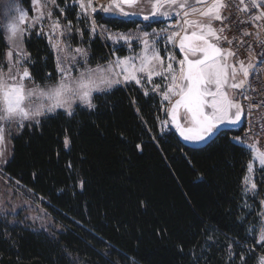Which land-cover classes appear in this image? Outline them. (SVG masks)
Masks as SVG:
<instances>
[{
	"label": "trees",
	"instance_id": "16d2710c",
	"mask_svg": "<svg viewBox=\"0 0 264 264\" xmlns=\"http://www.w3.org/2000/svg\"><path fill=\"white\" fill-rule=\"evenodd\" d=\"M123 23L130 27L113 25ZM24 44L33 81L55 82L47 37L30 30ZM89 48L94 58L107 53L97 38ZM6 49L0 29V63ZM93 104L12 136L3 170L41 200L56 228L0 215V264H257L264 181L256 169L258 195L245 190L251 154L233 140L236 125L197 144L162 132L164 103L133 83L95 94Z\"/></svg>",
	"mask_w": 264,
	"mask_h": 264
},
{
	"label": "rangeland",
	"instance_id": "374dc122",
	"mask_svg": "<svg viewBox=\"0 0 264 264\" xmlns=\"http://www.w3.org/2000/svg\"><path fill=\"white\" fill-rule=\"evenodd\" d=\"M28 1L31 11H28L23 0H0V29L3 31L7 43L3 62L0 63V70L3 71L5 78L9 75L16 76V81L22 82L26 89H34L38 86L39 89L43 90L45 93L41 95L40 92L37 91L35 95L30 97L28 107L32 109L39 108L44 114L34 117L33 119L22 121L24 126L26 124L37 123L43 116L55 113L56 111H66L65 108H55L52 112L47 111L49 107L56 103V99L50 97L47 93L59 83L61 79V72L59 70L58 78L53 83L40 85L33 81L31 75L30 78H25L23 81H20V76H22L25 70L30 74L28 65L30 57L25 48V37L30 30H37L47 37L56 55V60L57 57H59L61 66L69 70L70 75L67 82L70 85L75 87V81L77 78L81 77L82 73L84 74L86 82L88 79L92 81L90 85L93 89L91 93L92 104L95 94L109 91L117 86H126L127 84L133 83L138 85L144 93L157 94L164 103V118L160 120L161 131L168 132L169 130H173L180 135L167 111L179 97L173 96L171 98V103L164 101L162 98V93L166 90L165 86L170 83V78L165 80L160 76H154L151 84H149L145 78L141 80V84H136L132 81L127 84L121 83L119 85H114L111 88H108L104 80L113 78L114 73L121 71L120 68H116L114 64L110 65L109 62H114L117 57L135 58L142 55L144 47L142 39L145 33L148 34L147 38L150 44L159 51L160 56L163 58L164 65H167L169 62L168 58L171 56L174 57L172 61L174 67H178L177 61L183 58V53L179 49V37H175L174 42L169 41L168 37L172 36L176 31L180 32L181 37L185 34L184 31H182L185 27L183 24L184 12L182 13L180 12L182 9H178L180 8L179 4L183 3L184 0H177V4H169L166 3L165 0H159L160 7L156 9L155 15H153V5L156 3V0H135L133 4H125L121 0H91V5L89 4V0H55V3H52V0H39L38 4L34 3L33 0ZM206 1L208 0H204V2ZM257 1L264 5V0ZM214 2L215 0L206 2L209 3V5L207 7L203 5L202 8L207 10ZM81 5H83V7ZM101 6L108 7L109 11H102ZM93 7H95L96 11L92 10ZM175 8L177 10H175ZM16 9L23 10L26 14L27 22L25 25L21 26L25 28L23 36L16 41H11L8 38L9 33L7 31V25L19 15V13L15 11ZM223 10L224 8L220 10V14H222ZM41 11L44 13L43 16H40ZM124 12L128 13V15H123L122 13ZM145 16H147L148 19H144ZM106 18L109 20L112 18L115 19V21L112 24L106 23L103 21V19ZM121 20L129 22L130 27L126 28L127 24L123 23V25L116 28L114 25H117L118 21ZM57 21L59 22V27L54 28ZM214 21L215 20L212 21V27L218 30ZM69 22H71L70 27ZM156 22L159 24H155ZM203 22L207 23V20L204 18ZM93 28L95 31H93ZM61 32L63 35H61ZM125 36L130 37V41L126 42L120 39V37ZM95 38L100 39L106 45V55L102 57H92L89 42ZM209 40L214 44L218 43L220 47L221 40L217 41L215 37H209ZM76 49H83L86 55L77 52ZM224 50L228 51V49ZM9 51L13 53L11 58L7 56ZM139 63V59H135V64L137 66H139ZM227 63L229 65H234L232 56L227 57ZM9 69H11V73H9ZM229 72H231V69H229ZM236 72L235 82L238 83L240 75L243 74V69L236 68ZM232 82L233 81L230 79L229 84ZM156 84L161 85V87L159 90L153 91V87ZM235 90L236 89L229 87L227 89L229 96L234 98ZM62 99H67V97ZM77 106L87 107L81 104L78 99H74L71 111L73 112ZM180 111L182 114L183 109ZM180 122L181 124L184 123L183 120ZM236 126H238V124H236ZM0 127H3V141L0 143V215L11 217L14 222L19 220L26 224H30L33 228L38 230L48 231L55 229L56 225L53 217L42 205L41 200L35 197L31 191L27 190V188L17 181L10 180L3 170V167L12 154L11 138L22 128L18 127L15 120L10 123L0 122ZM236 138L237 137H233V140L237 142ZM205 140L191 142L197 144ZM244 142L253 144V142L249 141ZM260 149L264 150V148ZM250 162L253 163L254 167L251 172L247 169L244 186L247 193L258 195L259 185L256 183V171L260 169L258 170L260 175L259 179L264 181V169L261 170L262 168L258 161L251 160ZM251 183L256 184L255 189L251 188ZM258 198L261 203V208L259 213L260 220L255 227L257 241L259 240L260 230L264 228V194L258 196ZM262 262H264V253L259 252L257 264H262Z\"/></svg>",
	"mask_w": 264,
	"mask_h": 264
},
{
	"label": "snow or ice",
	"instance_id": "6c2138e0",
	"mask_svg": "<svg viewBox=\"0 0 264 264\" xmlns=\"http://www.w3.org/2000/svg\"><path fill=\"white\" fill-rule=\"evenodd\" d=\"M38 4L39 0H33ZM169 4H177V0H165ZM204 0H196V4L200 5ZM55 3V0H52ZM125 4H133L135 0H123ZM241 5H244V0H240ZM91 5V0H89ZM83 7V5H81ZM227 5L223 0H215L211 7L203 10L196 5H189L187 0L179 4L184 11L182 29L184 35L181 37L180 32L176 31L169 36V41L174 42L175 37H179V49L183 53V58L177 61L178 67H174L172 61L174 57H169V62L165 66L163 58L159 51L150 44L148 34H144L142 43L144 45L142 55L139 57H117L114 62L116 68H120V72L113 74V78L105 79L104 83L108 88L121 83L127 84L134 81L136 84H141L142 79H147L149 84L152 83L154 76H160L165 80L170 78V83L165 86V91L162 93L164 101L171 103L173 96L179 98L167 109L172 121L175 123L180 135L187 141L199 142L211 136L215 131H218L221 125L229 124L236 125L240 122L242 105L233 97L229 96L227 89H243L245 88L246 79L249 76V70L254 66L249 65L244 68L243 62L241 67L245 80L239 83L235 82L236 67L227 63V57L235 55L232 51H225L223 48L210 42L209 37H215L217 41L227 39L221 37L218 32H223V27L219 30L212 27V21H220L223 24L225 17L220 14V10ZM251 6L260 8L261 4L257 0H251ZM160 7L159 0L153 5V15L156 9ZM96 11L95 7L92 8ZM101 10L108 12L109 8L101 6ZM242 11H248V6L245 5ZM19 15L11 23L7 25L9 33V40L16 41L21 38L25 32V28L21 27L27 22L26 14L21 9H16ZM123 15H128L124 12ZM44 13L41 11L40 16ZM50 16V13H49ZM196 17V18H190ZM39 18V17H38ZM37 18V19H38ZM204 18H207V23H204ZM264 18V12L256 15L255 20ZM144 19H148L147 16ZM71 22H69L70 27ZM59 27V22L54 25V28ZM191 30V31H189ZM93 31L95 29L93 28ZM61 35L63 33L61 32ZM246 35H249L246 33ZM120 39L130 41V37H120ZM231 44L232 41H227ZM55 47V45H54ZM77 52L84 53L83 49H76ZM86 55V53H84ZM12 51L7 53L11 58ZM135 59H139V66L135 64ZM57 68L61 72V79L59 83L52 88L47 95L56 99V103L47 109L48 112L54 111L55 108H65L69 115L72 114L71 107L74 99H78L81 104L86 105L89 109L95 107L92 104V81L85 80L84 74L77 78L75 87L70 85L67 80L70 75L69 70L61 66L59 57H57ZM231 69V72H229ZM11 73V69H9ZM122 77V79H121ZM25 78H30V74L25 70L20 76V81ZM233 82L229 84V80ZM11 81V82H10ZM161 85L156 84L153 91L159 90ZM250 87V85H249ZM246 90V89H245ZM39 91L44 95V91L37 86L34 89H26L22 82L16 81V76L9 75L4 77L3 71L0 70V122L10 123L16 121L18 127L23 128L22 121L33 119L34 117L43 115L39 108H29L30 97ZM254 91V89H253ZM148 93L145 92V95ZM67 97V99H62ZM249 99L247 95L243 97ZM181 109L183 113L181 114ZM181 120L184 121L181 124ZM39 121H37L38 123ZM237 143L241 144L251 154V160L258 161L262 169H264V150H261L258 144H247L240 138H236ZM3 141V127H0V143ZM67 139L65 143L67 144ZM253 163L248 164L249 172L253 171ZM247 182V180H246ZM251 188L255 189L256 184L251 183ZM258 244L264 245V228L260 230ZM243 258V257H242ZM264 264V262H262Z\"/></svg>",
	"mask_w": 264,
	"mask_h": 264
},
{
	"label": "built area",
	"instance_id": "2783aa9c",
	"mask_svg": "<svg viewBox=\"0 0 264 264\" xmlns=\"http://www.w3.org/2000/svg\"><path fill=\"white\" fill-rule=\"evenodd\" d=\"M224 3L227 6L221 14L225 17L223 24L214 21L218 30L224 29L219 35L227 38L221 39L220 47L235 53L232 61L236 68H242L241 62L244 68L254 66L249 70L247 79L243 74L240 75L238 83L246 79L245 88L235 90L234 98L243 110L241 122L236 127L238 134L234 137L264 148V18L258 21L254 19L264 12V5L257 1L261 7L254 8L251 0H244V5H241L240 0H225ZM245 5L248 11L241 10ZM229 40L231 44L227 42ZM245 95L250 98L244 99Z\"/></svg>",
	"mask_w": 264,
	"mask_h": 264
},
{
	"label": "crops",
	"instance_id": "0c3cea01",
	"mask_svg": "<svg viewBox=\"0 0 264 264\" xmlns=\"http://www.w3.org/2000/svg\"><path fill=\"white\" fill-rule=\"evenodd\" d=\"M179 1H181V0H179ZM209 1H211V0H208V1H206V2H209ZM188 2V4L189 5H196L197 7H200V8H202V6L204 5V6H208L209 5V3H206V2H203L202 4H200V5H197L196 4V0H192V1H187ZM225 2V0H223V3ZM225 4V3H224ZM178 9H181V8H178ZM203 10H205L204 8H202ZM175 10H177L176 8H175ZM185 11V9H182V11H180V12H184ZM206 20H207V18H205ZM240 123V122H239ZM238 123V124H239ZM233 126H235V125H233Z\"/></svg>",
	"mask_w": 264,
	"mask_h": 264
},
{
	"label": "water",
	"instance_id": "95a60500",
	"mask_svg": "<svg viewBox=\"0 0 264 264\" xmlns=\"http://www.w3.org/2000/svg\"><path fill=\"white\" fill-rule=\"evenodd\" d=\"M123 2V0H121ZM233 127V125H229V124H225V125H221L219 130L223 129V128H230Z\"/></svg>",
	"mask_w": 264,
	"mask_h": 264
}]
</instances>
